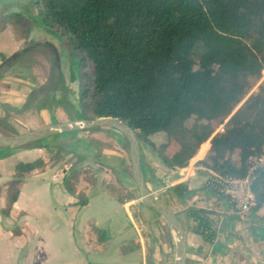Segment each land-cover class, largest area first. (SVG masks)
Instances as JSON below:
<instances>
[{
    "label": "trees",
    "instance_id": "1",
    "mask_svg": "<svg viewBox=\"0 0 264 264\" xmlns=\"http://www.w3.org/2000/svg\"><path fill=\"white\" fill-rule=\"evenodd\" d=\"M7 26L23 43L34 26L41 27L65 49L69 80L79 88L76 118L122 120L170 169L187 166L208 139L209 151L197 163L223 176H247L251 158L264 153V87L248 96L264 70V0H28L18 10L0 9V32ZM22 54L0 55V69ZM56 54L58 63L61 52ZM48 88L69 91L64 75ZM219 125L223 131L217 132ZM159 132L167 139L157 144L151 136ZM39 142L22 147L52 151ZM14 150H0V157ZM57 162L43 156L16 163L0 213L10 215L26 175ZM79 172L72 167V179ZM251 176L254 209L264 207V165ZM64 185L72 191L71 180ZM171 188L181 197L192 194L184 182ZM86 202L80 196L79 203ZM187 211L194 221L191 231L213 243L217 226L211 212Z\"/></svg>",
    "mask_w": 264,
    "mask_h": 264
},
{
    "label": "crops",
    "instance_id": "2",
    "mask_svg": "<svg viewBox=\"0 0 264 264\" xmlns=\"http://www.w3.org/2000/svg\"><path fill=\"white\" fill-rule=\"evenodd\" d=\"M28 40L56 47L57 39L43 28L35 27ZM21 45L11 27L0 33V54L4 51L6 56H10ZM4 46L9 47L8 51ZM60 52L58 66L53 62L49 68L48 81L59 80L64 75L69 91L57 90V105L40 108L46 125L78 119L69 118L71 110L75 112L77 92L70 85L73 82L69 80L68 60L65 53ZM15 64L12 69H17ZM20 69L16 87L6 91L3 101L20 107L32 95H41L43 99L53 93L44 84L30 88L27 85L29 74H23ZM2 73V78H7L10 72ZM108 129L113 131L115 128ZM76 133L71 131L50 136L56 144L51 141L43 144L61 147L63 144L59 143L71 140L77 148L70 152L82 156L75 168L92 169L97 177L113 174L119 186L133 187L134 179L127 171L128 158L123 149L101 151L98 145L90 144L88 136ZM117 140L118 146L124 143L123 138ZM203 146L205 150L201 153ZM209 148L210 139L200 145L187 166L176 170L166 167L155 155L152 163L141 159L146 185L179 219L186 239V262L253 264L264 259V207L253 209L244 216L236 215L224 196L205 185L206 168L197 162L204 159ZM43 156L46 157L43 148L33 147L11 151L0 157V209L6 205V189L14 179L16 163L34 161ZM110 159L116 160L115 167L109 164ZM103 168L107 173L102 172ZM165 173L173 185L186 183L192 190L191 196L181 197L172 190L173 185L166 186L163 178L161 180ZM65 179L71 180L72 191L64 185ZM78 180L72 179L71 168L62 166V161L46 169L34 170L24 177L10 215L0 213V264H166V258L171 254L173 232L165 228L161 216L142 200L139 202L138 197L120 201L102 183L84 181L86 184L82 185L84 179ZM80 196L86 197L85 204L79 203ZM192 207L209 210L216 220L217 233L213 243L204 241L191 231L194 221L187 210ZM160 228L168 240L159 238ZM97 229L105 230L106 234L100 235Z\"/></svg>",
    "mask_w": 264,
    "mask_h": 264
},
{
    "label": "rangeland",
    "instance_id": "3",
    "mask_svg": "<svg viewBox=\"0 0 264 264\" xmlns=\"http://www.w3.org/2000/svg\"><path fill=\"white\" fill-rule=\"evenodd\" d=\"M26 2H28V0H0V9L6 8L7 12L18 10L20 6ZM7 27H11L12 31L15 33L16 37L19 39L17 31L12 26H7ZM20 41L22 42V45L19 50H22L23 54L20 56L19 61L15 64L16 65L15 67L18 70L12 69L14 67L13 65L11 66L4 65L2 67V70L0 71L1 73L7 72V71L10 72L7 78H2V79H5L6 82H3V80L0 78V135L21 134V133L28 132L32 129L38 128L40 126L46 125L45 120L42 119V114H41L40 107H39L40 104L43 103V105L47 108L48 107L53 108L57 105L58 97H57L56 92L49 94L47 98L43 97V99H41L42 98L41 95L40 96L37 94L32 95L30 96L28 100H26V103H24V105L20 107H14V105H11V103H7L6 101H3L4 99L3 96L4 94H6V91L10 89H14V87H16V83L18 82V77H19L18 73L21 67L22 68L20 70L23 74L25 73L29 74L30 79L27 85L30 88L39 86L40 84L41 85L44 84V87L47 89L51 85V81H48L50 79L49 68L53 64V62L55 65L58 66L56 62V56H57L56 50H58L59 52L60 51L65 52V49L61 47L58 40L55 41L56 47H52V45L48 43H33L31 40L26 41L24 43L22 40ZM4 49L8 51L9 47L4 46ZM0 55L6 56L4 51ZM11 71H13L14 73ZM262 76H263V72L261 73L260 78L254 83L248 96L251 95L252 93L257 92L260 87H264L263 85L264 82L259 83V80L261 79ZM74 82L70 83V85H73V88L78 93V89H79L78 82L77 81H74ZM39 90H41V88ZM58 90H61V89H58ZM72 95H74L75 97V94H72ZM72 95H71V98L73 97ZM245 99L240 103L239 106L243 104ZM75 117H76L75 112L71 110L69 118L72 119ZM222 126L223 125H219L216 131L217 132L221 131ZM110 130L111 129L104 130V129H94V128L81 129V130H77L76 134L80 136H88L90 140V144L98 145L101 151L114 152L120 148L123 149V151L125 152L128 158L127 171L131 173L129 146L126 141V138L124 134L118 131L117 129H113V131L112 130L110 131ZM118 137L121 139L123 138L124 140V143H122L121 146H118L117 144L118 143L117 139H119ZM151 139L155 143L160 144L166 141L167 135L164 132H159V133L152 135ZM39 141H40L39 142L40 144H43L44 142L50 143V141L53 145L56 144L53 137H47ZM72 143L73 141L71 140H64L63 142L59 143V144H63L61 145V147L50 146L52 148V151L44 150V153L46 157L48 156V157L53 158V160L55 159L57 161H62V166L66 165V166H69V168H72L74 167L75 162L78 157L76 153L70 152L73 150L76 151V148H77V146H74ZM173 146H175L174 141H172L171 147ZM23 148L28 149L26 147H20V148H15V150H21V149L24 150ZM58 148H61V149H58ZM140 153L142 156L141 159L144 162L149 160L152 163L154 160L153 157L156 156V154L153 153L151 148L145 142H140ZM234 158L237 161L238 155L235 154ZM115 162L116 160L110 159L109 164L115 167L116 166ZM103 171H105L104 168L102 172ZM105 173L107 172L105 171ZM165 175L166 173L161 176V180L162 178L165 177ZM81 177L84 179L83 182L81 183L82 185L86 184V182L84 181H87L90 183L93 182V184L97 182L102 183L103 185L106 186L108 191L112 193V195L123 196V197L124 196L138 197V199L140 200L139 202H141L137 186H133L131 189L124 185L119 186L118 184H116V181L114 178L115 176L113 174L109 176L101 174L100 177H97L95 174L92 173V169L80 167V172H79V175L77 176V179H79L78 181H80ZM1 193L2 191H0V194ZM158 216L160 215L158 214ZM164 224H165V228H169L166 222ZM158 231H159L158 232L159 238H161L163 241L168 240L166 233L162 234L160 232L161 228L158 229ZM172 234H173V243L171 244V251H170L171 254H169V256L166 258V261H167L166 264H174L175 253H176V238H175L174 233ZM155 235L157 234L155 233ZM159 254H161L162 256V253L159 252ZM262 262H264V259L257 260V262H254L253 264H261ZM190 263L191 261L186 262V264H190ZM199 263H201V261H199Z\"/></svg>",
    "mask_w": 264,
    "mask_h": 264
},
{
    "label": "water",
    "instance_id": "4",
    "mask_svg": "<svg viewBox=\"0 0 264 264\" xmlns=\"http://www.w3.org/2000/svg\"><path fill=\"white\" fill-rule=\"evenodd\" d=\"M98 126L115 128L124 134L129 146L131 173L139 191L140 199L146 206L152 208L157 214H159L174 233L176 238L174 264H186V239L181 223L176 214L166 205L162 204L148 189L142 169L140 142L134 130L122 120L114 117L73 119L64 122L43 125L21 134L0 135V150L20 148L31 142L45 139L53 135L81 129H91ZM261 264H264V262Z\"/></svg>",
    "mask_w": 264,
    "mask_h": 264
},
{
    "label": "built area",
    "instance_id": "5",
    "mask_svg": "<svg viewBox=\"0 0 264 264\" xmlns=\"http://www.w3.org/2000/svg\"><path fill=\"white\" fill-rule=\"evenodd\" d=\"M263 82L264 70L263 76L259 80V83ZM221 131H223V126ZM250 165L249 174L245 177L223 176L213 170L206 169L207 176L205 178V185L209 189L224 196L229 201L231 211L239 216H244L251 212L257 204L256 195L251 188V183L253 180L251 172L255 168L264 165V153L262 155L252 157L250 160ZM162 181L164 184H166V186L173 185L168 175H166Z\"/></svg>",
    "mask_w": 264,
    "mask_h": 264
}]
</instances>
